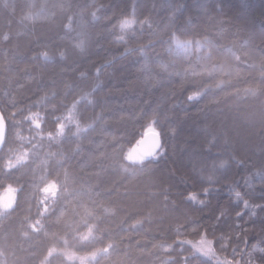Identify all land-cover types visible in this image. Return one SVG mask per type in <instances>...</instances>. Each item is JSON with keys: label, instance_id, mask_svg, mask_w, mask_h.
Masks as SVG:
<instances>
[{"label": "trees", "instance_id": "trees-1", "mask_svg": "<svg viewBox=\"0 0 264 264\" xmlns=\"http://www.w3.org/2000/svg\"><path fill=\"white\" fill-rule=\"evenodd\" d=\"M0 116V264H264V0H0Z\"/></svg>", "mask_w": 264, "mask_h": 264}, {"label": "water", "instance_id": "water-1", "mask_svg": "<svg viewBox=\"0 0 264 264\" xmlns=\"http://www.w3.org/2000/svg\"><path fill=\"white\" fill-rule=\"evenodd\" d=\"M4 124L0 116V146L3 140ZM161 140L157 133L149 132L145 134L137 143V153L141 158H151L160 149Z\"/></svg>", "mask_w": 264, "mask_h": 264}, {"label": "rangeland", "instance_id": "rangeland-1", "mask_svg": "<svg viewBox=\"0 0 264 264\" xmlns=\"http://www.w3.org/2000/svg\"><path fill=\"white\" fill-rule=\"evenodd\" d=\"M71 111V112H70ZM70 111L67 113L66 115V119L67 120H71L74 119V113H73V109L71 108ZM242 121V120H241ZM260 128V130L264 131V124H260V121L256 122ZM39 124L37 123L36 126H38ZM228 130H231V128L228 127ZM137 146V145H136ZM131 158L132 159H138L139 155L137 153L136 147L134 148L133 152L131 153ZM22 158V157H21ZM13 191L12 190H8L6 191L3 195L0 196V204L3 206V208H7L10 207L12 201H13ZM204 249L202 250V252L207 253L208 249L206 247H203Z\"/></svg>", "mask_w": 264, "mask_h": 264}]
</instances>
